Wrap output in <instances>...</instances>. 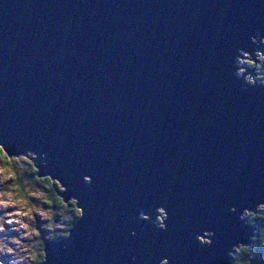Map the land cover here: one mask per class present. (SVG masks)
I'll use <instances>...</instances> for the list:
<instances>
[{
  "label": "water",
  "instance_id": "obj_1",
  "mask_svg": "<svg viewBox=\"0 0 264 264\" xmlns=\"http://www.w3.org/2000/svg\"><path fill=\"white\" fill-rule=\"evenodd\" d=\"M254 34L264 0H0V139L86 209L48 264H213L250 236L229 209L264 199V84L234 65ZM160 204L166 232L138 218Z\"/></svg>",
  "mask_w": 264,
  "mask_h": 264
},
{
  "label": "clouds",
  "instance_id": "obj_2",
  "mask_svg": "<svg viewBox=\"0 0 264 264\" xmlns=\"http://www.w3.org/2000/svg\"><path fill=\"white\" fill-rule=\"evenodd\" d=\"M250 39L257 47L237 49L235 75L245 85L255 86L264 84V34L251 35ZM64 168L67 170L66 165ZM83 180L92 184L93 176L85 174ZM68 192L62 176L48 168L47 152L24 144L13 146L0 139V264H48V241L69 239L77 222L86 215L80 197ZM154 207L155 219L144 210H138V218L150 221L160 231H168V208L163 204ZM229 211H239V219L252 228V233L232 241L226 256L213 264H264V255H257L264 249V199L250 201L242 209L233 204ZM130 235H137L136 228ZM216 235L215 229L204 228L195 233V239L211 246ZM157 259L158 264H174L173 258L164 253ZM138 260V255L132 254L129 264H137Z\"/></svg>",
  "mask_w": 264,
  "mask_h": 264
},
{
  "label": "trees",
  "instance_id": "obj_3",
  "mask_svg": "<svg viewBox=\"0 0 264 264\" xmlns=\"http://www.w3.org/2000/svg\"><path fill=\"white\" fill-rule=\"evenodd\" d=\"M257 255H258V256H259V255H264V249L260 250V251L257 253Z\"/></svg>",
  "mask_w": 264,
  "mask_h": 264
},
{
  "label": "rangeland",
  "instance_id": "obj_4",
  "mask_svg": "<svg viewBox=\"0 0 264 264\" xmlns=\"http://www.w3.org/2000/svg\"><path fill=\"white\" fill-rule=\"evenodd\" d=\"M260 256V255H259Z\"/></svg>",
  "mask_w": 264,
  "mask_h": 264
}]
</instances>
